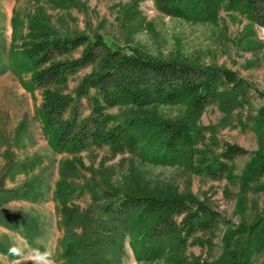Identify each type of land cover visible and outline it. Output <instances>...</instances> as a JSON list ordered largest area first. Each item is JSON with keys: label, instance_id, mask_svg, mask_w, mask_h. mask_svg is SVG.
I'll return each instance as SVG.
<instances>
[{"label": "rangeland", "instance_id": "1", "mask_svg": "<svg viewBox=\"0 0 264 264\" xmlns=\"http://www.w3.org/2000/svg\"><path fill=\"white\" fill-rule=\"evenodd\" d=\"M34 18L49 22L60 36H100L128 54L135 50L154 59L228 69L264 93V29L224 4L210 17L185 18L161 13L157 0H0V191L13 189L22 196L0 211L21 214L35 232L30 242L0 225V241L14 249L10 256L0 252V264H62V216L67 209L100 214L108 203L101 199L105 191L195 199L230 223L197 233L183 250L165 245L158 258H140L126 233L114 264H264V247L256 245L264 246V228L250 229L264 217V118L258 116L264 100L255 96L250 106L232 109L220 101L204 109L187 102L108 109L118 122L141 116L200 129L198 144L174 160L155 159L141 144L120 155L106 147L57 153L42 131V91L29 88L30 64L18 47ZM93 69L71 78L64 92L73 93ZM226 144L246 154L221 179L206 176L201 168Z\"/></svg>", "mask_w": 264, "mask_h": 264}, {"label": "trees", "instance_id": "2", "mask_svg": "<svg viewBox=\"0 0 264 264\" xmlns=\"http://www.w3.org/2000/svg\"><path fill=\"white\" fill-rule=\"evenodd\" d=\"M221 4L241 10L264 29V0H157L161 13L185 18L210 17L213 8ZM19 41L18 47L30 64L28 86L42 91V131L57 153L79 154L106 147L120 155L141 144V150L155 159L174 160L198 144L203 137L200 129L141 116L118 122L108 109L125 103L141 108L180 102L204 109L218 101L232 109L250 106L255 96L264 100V93L234 71L154 59L135 50L128 54L111 48L100 36H60L49 22L38 18L29 20ZM90 67L94 69L74 92L65 93L69 80ZM258 116L264 118V103ZM245 154L242 148L226 144L201 172L221 179L234 160ZM20 197L17 190H1L0 206ZM101 199L108 203L100 214L67 209L62 216V264H114L113 256L126 233L132 234L140 258H158L165 245L183 250L197 233L230 224L206 204L183 196L105 191ZM0 225L32 242L34 224L21 214L0 211ZM263 228L264 217L250 226L256 233ZM260 240L264 244V235ZM0 252L10 256L14 249L0 241Z\"/></svg>", "mask_w": 264, "mask_h": 264}]
</instances>
